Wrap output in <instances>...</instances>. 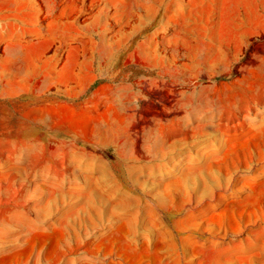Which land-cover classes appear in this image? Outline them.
Listing matches in <instances>:
<instances>
[{
  "label": "rangeland",
  "instance_id": "obj_1",
  "mask_svg": "<svg viewBox=\"0 0 264 264\" xmlns=\"http://www.w3.org/2000/svg\"><path fill=\"white\" fill-rule=\"evenodd\" d=\"M0 264H264V0H0Z\"/></svg>",
  "mask_w": 264,
  "mask_h": 264
},
{
  "label": "crops",
  "instance_id": "obj_2",
  "mask_svg": "<svg viewBox=\"0 0 264 264\" xmlns=\"http://www.w3.org/2000/svg\"><path fill=\"white\" fill-rule=\"evenodd\" d=\"M21 1H24L25 5H26V3H27V0H26V1H25V0H21Z\"/></svg>",
  "mask_w": 264,
  "mask_h": 264
}]
</instances>
